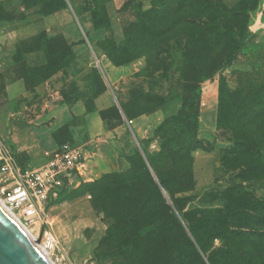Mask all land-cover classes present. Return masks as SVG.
Returning a JSON list of instances; mask_svg holds the SVG:
<instances>
[{
    "label": "trees",
    "instance_id": "obj_1",
    "mask_svg": "<svg viewBox=\"0 0 264 264\" xmlns=\"http://www.w3.org/2000/svg\"><path fill=\"white\" fill-rule=\"evenodd\" d=\"M22 1L27 8H42V16L68 7L67 0H52L48 4L44 0ZM109 1L89 0L93 7L91 21L94 28L108 32L111 38L110 48L99 50L116 66L146 57L147 71L152 79L158 77L156 73L160 72L158 78L162 82L167 80L168 87H171L172 81L163 72L169 66L165 62L168 50L176 46L177 54L183 57L182 105L175 116H166L153 135L144 139L141 147L128 157L131 161L129 171L82 182L77 197L90 193L94 198V207L118 221L115 228L108 230L107 237H117L135 244L142 263L264 264V239H257L258 236L262 237L258 234L264 233V214L258 212V207L244 210L243 206H234L229 207L227 213L217 209L183 212L190 199L177 197L194 189V153L204 149L206 143L198 132L201 118L200 85L203 80L237 60L241 50L240 35L247 31L249 12L257 2L248 5L247 0H240L231 8L211 0H150L148 7L140 3L139 21L123 27L124 43L119 44L106 9ZM132 2L135 0H126L123 6ZM107 35L98 34L96 37L103 36V40ZM51 37L60 39H50L48 43V33L45 31L33 39L43 47L45 62L32 66L35 68L32 75H27V71L23 70L20 78L28 89L48 80L74 57L72 44L61 36ZM115 53L124 58H116ZM94 72L98 71L95 69ZM147 92L144 89L138 92L130 89V100L122 105L129 119L161 106L139 102ZM239 94L237 90L231 93V97L237 98ZM91 102L92 98L91 101L88 99V109L94 111L96 108ZM261 107L263 110H260ZM253 112L248 126L235 128V149L225 151L234 157L232 162H236V165H239L241 156H249L242 159L245 166L234 167L235 170L240 169L242 174L246 173L244 180L264 177V164L260 165L252 158L258 150L254 136L264 133V127L260 128V124H264V100L259 101ZM111 113L120 116L118 109L108 114ZM101 115L105 117L106 113L101 112ZM172 124L176 125L170 130L174 135H164ZM158 137L166 139V142L159 152L150 154L143 143H152ZM70 187L63 186L58 195ZM232 211H236L235 214ZM145 228H151L150 233L144 232ZM149 235L151 238H147ZM217 239L222 240L221 247L215 246Z\"/></svg>",
    "mask_w": 264,
    "mask_h": 264
},
{
    "label": "rangeland",
    "instance_id": "obj_2",
    "mask_svg": "<svg viewBox=\"0 0 264 264\" xmlns=\"http://www.w3.org/2000/svg\"><path fill=\"white\" fill-rule=\"evenodd\" d=\"M50 1L52 0H44L47 4ZM67 2L66 15L42 16L40 14L42 8L39 9V6L27 8L22 0H0V37L6 51L1 70L5 83L22 79L20 77L23 70L27 71V75H32L35 70L32 66L43 62V47L33 41L35 36L23 38L37 29L39 24L47 22V25L54 27L60 22L75 23L73 12L80 22L90 24L93 7L89 0H67ZM123 2L124 0H112L106 5L108 16L118 32H121L125 25L139 21L140 3L145 7L150 4V0H135L134 3L126 6H123ZM211 2H221L231 8L240 0H211ZM254 2H257V5L249 12L247 31L239 38L241 50L237 60L203 80L200 85L201 118L198 132L199 137L206 143L204 149H198L194 153V189L177 196L190 199L185 204L183 212L217 209L225 210L227 213L229 207L243 206L244 210L258 207V212L264 214V177L244 180L246 173L242 174L240 169L235 170L234 167L245 166L242 159L249 156H241L238 160L239 165H236V162H232L235 160L234 157L225 152L226 149L229 151L236 147L235 128L248 126L253 110L257 109L261 99L264 100V0H247L248 5ZM20 22L29 23L22 25ZM108 36L103 40V36L96 37L100 39L97 49L110 48L111 38ZM50 39L58 41L60 38L48 35V43ZM176 49V46L169 48L165 61L169 66L163 72L164 76L172 81L171 87L158 77L151 80L140 79L133 85L129 79H122L117 85L123 88L131 86L130 88L137 92L139 89L148 90L139 102L160 104L166 116H175L182 105L184 88L183 57L177 54ZM115 55L116 58H124L123 55L117 56L116 53ZM93 64L96 66L97 61L93 60ZM72 84L75 86L74 82ZM79 84L84 85L85 89L82 92L90 101L93 95L105 87V82L98 72L90 73ZM237 90L240 91L239 96L232 98L231 93ZM260 110H263V107ZM260 126L263 129L264 124ZM172 128H176V125L172 124L164 135H174V132L170 131ZM254 141L258 150L252 158L263 165L264 133L256 134ZM164 142L166 139L158 137L152 143H143V147L153 154L161 150ZM6 143L12 149L10 143L7 141ZM141 152L144 154L143 149ZM16 157L24 172L32 171L39 166L34 160L36 158L31 156L17 154ZM10 183L11 181L3 183L0 177V186L2 184L11 186ZM81 188L82 183L72 185L65 193L52 197L45 204V218L42 217L30 225L23 223L36 236L38 245L52 262L54 264H151L140 261V251L136 249L135 244L117 237H107L108 230L115 228L118 221L96 209L93 205L94 198L90 193L77 197ZM235 212L232 211V214ZM150 231L151 228L144 229V232L150 233ZM258 235L253 238L258 236V240L264 239V233ZM215 246L221 247L222 240L217 239Z\"/></svg>",
    "mask_w": 264,
    "mask_h": 264
},
{
    "label": "crops",
    "instance_id": "obj_3",
    "mask_svg": "<svg viewBox=\"0 0 264 264\" xmlns=\"http://www.w3.org/2000/svg\"><path fill=\"white\" fill-rule=\"evenodd\" d=\"M59 14L66 15L65 9L51 15ZM73 14L75 23L60 22L50 27L43 22L23 37L45 31L50 36H61L73 45V59L48 80L32 89H28L22 79L5 83L0 63V137L10 143L15 156L24 154L36 158L34 160L39 164L36 168L44 165L65 142L82 146L85 170L75 183L78 185L108 174L129 171L131 161L128 157L141 147L144 139L153 135L166 115L162 107L132 119L125 115L122 105L130 100L131 86L123 88L117 83L122 79H129L131 85L140 79L151 80L146 57L125 65H114L96 45V35H107L108 32L95 29L92 21L89 25L80 22L76 13ZM20 23L26 25L29 22ZM111 23L118 43L123 44V29L118 32L114 22ZM93 60L97 61L96 66ZM95 69L106 88L92 97L91 104L96 110L91 111L88 97L82 92L84 85L79 82ZM156 75L160 77V72ZM164 81L168 85V81ZM73 82L75 86H72ZM117 109L120 116L108 114ZM101 112L106 113L105 117Z\"/></svg>",
    "mask_w": 264,
    "mask_h": 264
},
{
    "label": "built area",
    "instance_id": "obj_4",
    "mask_svg": "<svg viewBox=\"0 0 264 264\" xmlns=\"http://www.w3.org/2000/svg\"><path fill=\"white\" fill-rule=\"evenodd\" d=\"M0 37V63L5 60ZM85 170L84 148L64 143L42 166L23 171L13 150L0 137V198L19 220L27 225L45 218V204L65 185H75Z\"/></svg>",
    "mask_w": 264,
    "mask_h": 264
},
{
    "label": "water",
    "instance_id": "obj_5",
    "mask_svg": "<svg viewBox=\"0 0 264 264\" xmlns=\"http://www.w3.org/2000/svg\"><path fill=\"white\" fill-rule=\"evenodd\" d=\"M0 264H48L34 241L1 206Z\"/></svg>",
    "mask_w": 264,
    "mask_h": 264
},
{
    "label": "bare ground",
    "instance_id": "obj_6",
    "mask_svg": "<svg viewBox=\"0 0 264 264\" xmlns=\"http://www.w3.org/2000/svg\"><path fill=\"white\" fill-rule=\"evenodd\" d=\"M0 206L17 222V224L26 232V234L34 241L35 245L37 246L40 253L43 255L45 260L48 262V264H54L52 260L46 255L45 251H43L38 245V242L36 240V236L32 233V231L24 225L19 218L9 209L5 206L3 200L0 198Z\"/></svg>",
    "mask_w": 264,
    "mask_h": 264
}]
</instances>
